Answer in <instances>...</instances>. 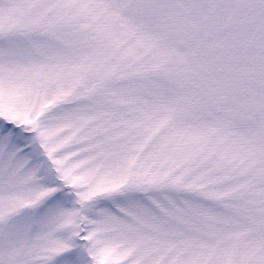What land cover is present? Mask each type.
<instances>
[{"label": "snow or ice", "instance_id": "obj_1", "mask_svg": "<svg viewBox=\"0 0 264 264\" xmlns=\"http://www.w3.org/2000/svg\"><path fill=\"white\" fill-rule=\"evenodd\" d=\"M0 264H264V0H0Z\"/></svg>", "mask_w": 264, "mask_h": 264}]
</instances>
